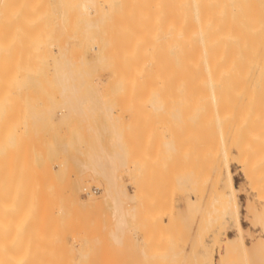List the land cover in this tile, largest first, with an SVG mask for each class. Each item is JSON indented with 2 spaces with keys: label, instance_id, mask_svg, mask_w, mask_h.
Instances as JSON below:
<instances>
[{
  "label": "bare ground",
  "instance_id": "1",
  "mask_svg": "<svg viewBox=\"0 0 264 264\" xmlns=\"http://www.w3.org/2000/svg\"><path fill=\"white\" fill-rule=\"evenodd\" d=\"M87 1L88 0H83V2L80 5L82 7V9L80 8L82 12H84L83 9L86 8L85 4ZM261 1L260 0H157V1L150 0L149 3L150 5L148 4L149 7L156 6L155 8H157L158 6L161 9V10L156 9V11L158 10L160 11L158 16H160V20L163 18L164 19L163 21L162 20L160 21L159 18L158 20H156L157 16H155L156 19L154 20H156V22L159 21L155 23L157 26L154 24V22L152 23V26L154 25L152 28H149L151 27V25H149L148 27L144 26L149 22L143 23L144 25L140 24L143 27L141 26L140 29L135 34H134L135 31L133 32L131 29L128 30L127 28L123 33L121 31L122 34H125V36L122 39L123 42H121L122 45H120L118 42V44L120 45L119 49L121 48L120 50H118V52L119 55H121L122 57L116 59V56L118 54L117 52H116L117 54L116 53L114 54V52H112V54L107 53L108 54L107 55L106 51L103 49L104 48L103 45L94 47L95 57L98 54H100V51L103 50L104 52L102 53L104 55L106 54L104 58L106 65L104 64V67L103 66L102 67L104 68L105 71H107L108 79H106L105 81L102 80L98 82V86L99 85L100 87L104 86V88L100 90V93L104 92L102 90L107 89L106 88L107 85H109L110 87L111 84L112 86V84L115 83L114 82L115 79L117 81V79L119 78L118 79L120 81L119 84L121 85L119 87H121L122 92L120 96L118 95L120 94V91L116 90L117 92L116 95H118V97L116 95L115 96L117 98L120 97L122 98L123 91H126L124 92L126 94L123 93V95L127 96L126 98L132 97L131 95H134V92L132 94L131 91V95L129 94L127 95V92L130 93V90L134 89L135 92L137 93V97L144 96V98L147 99L149 96L147 100L151 102V105L153 107H156L157 102H159V104L160 103L162 104L164 102L163 105L161 104L160 105L165 106L166 108L168 107L167 109L166 108L165 109L167 111L166 115L168 114L167 123L170 128L169 136H168L170 148L173 147L175 148L174 144H177V141L180 140L178 139V137H180L183 140L184 143L183 145H186L185 143L187 144L190 143V145H188L187 147L189 148L188 150H191V152H193L192 154L193 156L195 153V155H197L198 158L200 189L198 192L194 193L192 198V202L199 201L201 204L202 221H201V229H200L201 234H200L198 252H196V254L194 253V256L190 257L189 261H186V256L183 255L179 256L181 255V253L172 251L171 253L163 255V259L155 262V264H180V263L185 264L184 261H186V264H264V13H262L264 10L262 7L264 6L261 5V3L258 4V2ZM24 2L26 3V1L24 0H18L17 6L20 7L21 5L24 4ZM40 2H38V4ZM255 2L257 3V5H261L262 10L259 9L260 6H253ZM107 3H109L108 0H100L99 2V4L101 5L100 8H102L103 10H104L103 8L104 6L105 8L106 7L108 8V6H106ZM38 4L37 6L39 7L40 4L39 5ZM45 4L47 5V3ZM164 6H165V10L163 9L162 11V7ZM252 6L255 7L254 10ZM13 7H14V0H0V76L2 75L6 76L13 72L12 77L7 80L10 81L9 84L12 83L14 81V77L17 78L18 75H19L18 78L24 77L25 66H29V64H31L33 67L35 65L28 62L34 60L32 58H29V60H27L28 58L26 56H30V55L25 56V53L22 54V52L20 51L24 52V49L28 47V43L30 42V40H33L32 37L33 38L37 37L38 39L43 40L42 38H46L47 36L50 35V33L49 34L47 33L49 31H46L48 30L46 28L48 27L47 25H45L46 27H44L43 30L39 29V33H40L39 34L38 30L29 31L28 29H26L29 23L26 24L25 22L23 24V26L25 25L26 28L21 26L23 21L19 22L18 24L17 22L18 20L15 21L16 18L14 17L18 18L20 13H18L19 10L17 9L14 12L15 13L14 15ZM256 7L257 9H259L258 11L260 12L262 11L261 14L259 12L255 13ZM156 13L158 14V12ZM68 15L69 13H67V16ZM110 15L112 16V13H110ZM62 16L63 14L62 15L60 14V16H58L62 20V22H59V25H62L61 30H63L65 34L67 33V35L72 33L73 37L74 36L81 37V35L87 34V32L90 30L88 28H91L92 26V24L89 22L91 26L88 27L87 29L83 31L76 30L75 32L68 33L70 31L68 30V28L66 29L67 27L66 25H68L69 20L67 19V24H66V20L63 19H65L64 17L67 16L64 17ZM41 19L42 18H40V20ZM58 19L56 18L55 20ZM58 21H60V19ZM15 22L19 26L18 25L16 26ZM55 23H52V26L54 24L55 27H52L50 25L49 29L52 27V31L55 28L54 32L61 31L58 30V27L60 26H56L57 24ZM31 24L34 25L33 27H35V24L37 25L36 22ZM137 27L139 28V26ZM93 28L95 29V26ZM111 30L113 31V29ZM52 31H50L51 34H53ZM31 32H34V34L33 33L31 34ZM36 32L38 33V35H35ZM64 32L61 33L63 34ZM65 34L63 35L65 36ZM73 37L69 35L70 40L67 39L66 42L68 40L71 41L72 39H74ZM66 38H68V36ZM37 40L35 39L33 40L32 49H34L36 52L35 51H34L35 53L29 52L31 55L32 54L39 55L42 53H49L52 51V53L54 54L59 53L58 55H60L61 58L62 54L60 53L64 51L65 48L63 47L67 45V44L64 45L62 49L60 46L58 47L57 45H53L50 43L51 46L47 47L48 49L46 50L43 48V45L39 46L36 43ZM77 40L79 41V38H75L74 41L78 42ZM91 51H93V49ZM50 54L51 53H49V55ZM58 55L57 58H59ZM11 56H13L12 58L13 60L10 59ZM95 57L94 59H96ZM59 59H58V64L60 62ZM100 59L98 60L100 61ZM115 59L117 60V62H115L116 61ZM118 59H121V61L118 62ZM22 60L25 61L27 60L26 65L24 67L23 65L25 61ZM55 61L52 63L55 64ZM61 61L62 63L61 62L60 63L62 64V66L63 64L66 65V63L63 60ZM79 62L81 63L82 61ZM84 62L86 63V61ZM96 62L91 61L89 63H96ZM19 63L21 65L23 64L22 66L21 65L19 66L20 68L18 67ZM117 63L119 64V66ZM113 64L117 66L113 67ZM65 65L64 67H60L59 65L56 66L58 68L59 67L61 68L59 69L61 70L60 71L61 76H59L61 79H59L60 81L58 82L63 81L62 83H65V80L67 79L66 75L69 72L65 68ZM101 65L103 64L101 63ZM33 68H38V67L34 66ZM117 68L120 70H117ZM53 72L55 73L54 69ZM56 72L59 73L57 68H56ZM79 73H83V72H79ZM55 74L56 76L58 75L57 73ZM2 82L3 80L0 77V84ZM58 85L60 84L58 83ZM1 86L3 85L1 84L0 87ZM115 87L113 88V90L117 89ZM95 88L96 86L93 87L94 90ZM71 89L72 88H69L68 90ZM62 90L64 91L67 90V87L63 85ZM87 91L89 92L88 89ZM87 91L85 93L87 94L88 97L89 94ZM85 93L83 95H85ZM96 95H98L97 91H96ZM157 95L159 96L158 98H156ZM161 95H163V97L165 96L164 98L166 99L164 100V98ZM94 97L93 99H91V101L92 100L96 101ZM116 97L112 95L111 99H116ZM160 97L163 99H161ZM88 98H92V97L89 96ZM66 100L65 101L62 100L64 104L63 103L61 104L62 105H65V103L71 104L72 101L68 100L66 102ZM86 100L85 99L83 101L80 100L77 105L83 106V104L85 105V103L91 104V101L86 102ZM98 101L99 102L103 101V98L102 99L100 98V100ZM112 101L113 100H111V102ZM113 103H115V101H113ZM99 104L101 106L103 105V103L101 102ZM165 104H167V106ZM2 106L3 103L0 101V107ZM104 109H107V107H104ZM153 110L156 111L155 108ZM109 112L110 114H108ZM109 112L107 113V115H111L112 114L111 112L113 111L111 110ZM4 120L6 122V119ZM1 125L3 126L4 124H0V129L2 127ZM16 125L17 126L19 125L18 128ZM16 125H15V129L17 130L13 129L15 132H13L11 130V127H9L6 129L3 138L0 139V177L2 175V178H0V182H1L0 183L1 185L0 264H126L129 263V258L128 259L126 258L125 262H123L122 260H118L119 258L123 259V257L121 258V255L125 257L126 254L122 253L120 254V257L119 255L115 257L114 253L113 255H111L112 253L109 254V252L107 253L109 255L107 256L108 258H106L105 260L103 259L104 261L102 260V262L100 261L101 256L103 254L100 256L99 252L104 247H105L103 249L104 252L106 251V249L110 247L111 248L115 247L114 248L115 250L122 249L119 253L123 251L125 242L123 241L124 243H122L121 241L122 238L125 236L124 233L128 232V229H126V231L124 232L121 231V229L125 227L124 225L125 221L123 223L122 222L123 218L122 216L119 218V215H117L118 218L116 222L119 223L120 225L119 227L121 228H118V224L114 223V225L116 224L115 226L117 228L114 225L112 227L116 228L117 231L115 232L113 230V234L112 232L109 231L110 232L109 234L110 235L112 234L113 241L111 240L112 241L111 243L114 242L113 243L114 245L110 244V246L107 247L108 242L106 244L105 243L106 240H104L105 238L102 237L101 239H103L105 242L102 243L99 242L101 243L99 245H104L105 243V246H103L102 249L99 248L98 246L99 248L98 250L99 252H98L95 250L97 246L94 247L96 243L94 242L93 239L90 240V241L93 240L94 242L93 246L91 247L95 248L93 249L96 251V254L98 253L97 256H94L96 255L94 254L95 252L92 253L93 255L90 253L92 251L89 250L90 245L87 243L88 241L86 242L83 238H80L82 233L81 234L79 233L80 237L78 236L79 235L78 234L76 235L77 237L74 236L71 239L73 241V244L75 243V247H76L75 250L72 246L67 247L72 244L66 245L65 243V245H63L64 247H66L65 249L64 247L63 249L60 247L63 252L64 250L69 249V252L66 250L67 255L65 252L63 254L62 251H61L62 254H60V250L59 253H56V251L54 253L51 250L50 244L52 243V239L50 238L51 236L48 233L50 232L49 230L51 229H47L46 225L48 226L52 225L51 226L52 228L55 229L57 228L56 227L57 225L54 222H50V221L51 220L55 221L56 217L59 215L58 213L59 211L57 212L58 215L54 216L55 217L54 218L52 214L50 215L48 213V210L50 208H47L49 207L48 205L51 204L52 202L48 201L49 202L48 203L45 200L47 197H44V195L42 194H37L36 196V194L33 193L34 196H36V198L33 195L31 196L32 192L31 194H28L27 192L29 191L27 185L26 184L23 185V183H21L24 182V180L26 179L25 178L26 174L23 173L22 165L24 164L23 166L25 168H27V166L24 157H23L24 163H21L22 164L21 166L19 165L20 164L19 162H21L20 159H22L20 157V153L22 152L20 150L22 143L17 145L18 142L16 143V140L18 139V137L16 135L18 133L19 139H21L22 141L23 139H25L26 136H23L22 132L26 124L23 125V123L21 124L18 123ZM21 125H23L22 128ZM145 125L146 127L149 126L148 124ZM154 126L155 125H153V127ZM146 127L144 129H146ZM155 127H157V124ZM25 128L27 130V126H25ZM144 129H143V133L145 132ZM151 132L152 130L149 132V134L147 133L145 136L144 133L142 135V137H144L143 139H141L140 135L138 136L140 137L141 140L138 142H140L141 144L144 143L143 146L141 145L142 148H144L145 145L146 148L149 147V144L151 142L150 138L152 139L151 134L154 133ZM13 134L16 136L13 139L15 140L14 146H16L15 147L17 148L16 150L15 148L11 150L12 147L10 146L11 143H13L12 142ZM146 137H148V139L150 140L149 144H147L148 139ZM145 138L147 141L143 142L142 140H144ZM179 143L180 141L178 142V146ZM171 145L173 146L171 147ZM180 146H182V141L180 143ZM184 147L186 148V146ZM184 147H182V149L180 148L181 151L187 149V148L185 149ZM5 150H7L8 152L6 153ZM146 150L144 151L143 149L144 155L142 152V158L144 157L143 159L145 161V164L144 162L143 164L145 166L143 167V164H141L140 166L143 168H147L148 167L147 164L149 163V160L152 159V155L149 156L150 155V151L148 152L149 148L147 150L149 154H147L146 157L145 154ZM15 152L16 154H14ZM187 152H185V154L183 153V155H186ZM11 154L15 155L14 157L16 158L14 157L12 158L13 155ZM13 159H15L14 160L15 163ZM125 159H126L125 156L118 155L119 162L121 161L125 162ZM57 161L59 162L58 158ZM146 161H148L147 164ZM113 164H114V160L109 159L108 157L101 158L100 160L99 159L90 160L89 167L91 171L87 167L86 169L91 173H94L96 177L99 176L104 181L103 184L104 187L101 190L103 191V195L100 196L99 194L100 197L93 196L92 193L89 192L87 188L84 189L85 186L88 187L87 184L89 182L87 180L86 185H84L83 183V187H80L83 188L82 191L84 192V195L87 198L85 199V201H82L84 199L81 200L78 198V196H75L74 197L75 203L77 206L79 205L78 208H80L81 211L79 209L77 210L75 204H74L75 206L72 204L73 206L71 209H73V211L77 210L76 212L79 213V211L82 212V210H84L82 213H85V211L87 213L88 210H90L89 212H91L92 209L95 210L94 208L96 207L98 208V206L103 201L111 200L114 202L115 200L114 197L117 195V191H116V195H114L115 194L114 192L115 190H117V186H116V177L114 174ZM18 166H20V168L22 167V169L21 170L16 169ZM232 167H234L236 171L238 170V173L241 175L243 179V184L245 187L244 192H247L249 194V198L245 203L246 205L245 207L248 214V218H247L248 222L251 225V227L256 226L258 228V231H256L258 232V235L255 238L253 237L254 238L253 240L251 239L250 243L248 244V247L244 245L231 246L229 241L225 237L223 238L221 237L222 232L225 230L226 224L228 222H230V225L235 228L237 235L240 234L241 232L240 227L236 221V218H233L235 216L233 209L234 207L233 188L231 185V170H230L232 169ZM143 168H141L142 172L145 173ZM19 170L21 173L24 174L23 178L22 177L17 178L18 176H23L21 175ZM124 171H125V175L126 174L127 176L129 175L128 177H130L131 180V181L129 180V182L130 184L132 182V186L135 189V194H136L138 189L140 191V188L138 186L137 180L135 179V175H134L137 172V170L135 171L133 165H129L125 168ZM17 179L21 181L19 182V185L17 183L18 181ZM47 182L45 184H47ZM91 183L94 186L95 183L94 184L93 182ZM98 187L101 188L100 186ZM123 188L124 186L122 187L121 193L125 192ZM51 191L50 194H54V197H56L55 196L56 193H53ZM46 195L48 196V193L45 194V196ZM136 195L138 196L139 192ZM136 195L133 194V196L132 195H126V196L127 197L131 196L130 200L133 201L134 199L137 198ZM39 196H40V200H37L39 199ZM41 196H43L44 199L41 198ZM119 196H123L122 199H125L126 197V196L124 197V193ZM119 196L118 198L120 202L121 197ZM54 197L48 196L47 200L50 198L49 200L53 201L54 199L57 198ZM64 198L66 199L67 197L63 196L62 199ZM69 199H67L66 202L69 201ZM176 200L179 202L180 201L187 202L188 196L186 194H181L176 197ZM38 201H42V202H38ZM44 202L48 203V205L46 206L47 209H45L44 207L45 205L44 206L41 205L42 203L45 204ZM116 202L118 204L117 200L114 203ZM123 204H121V206ZM188 204L189 201L186 204V206H188ZM40 206L43 208L42 210H44L43 213L45 214L44 216H46L47 213L49 217L52 216V218L51 217L48 218L47 217L48 215L46 216L49 220V221L47 220V223H45L46 225L43 224V222H46V220H42L43 218L41 220H37L38 217L40 218V215H36V214H40V213H36V212L40 211L41 209V208L39 209ZM115 208L116 209L120 208V206L118 207L116 206ZM133 210L135 209L133 208ZM73 211L72 213H74ZM121 211L123 210H118V213H120ZM130 211H132V209ZM128 212L129 211L126 210L124 214L122 212L121 213L125 217H128L129 216ZM82 213L80 214L83 215ZM43 214H41V217L43 216ZM131 217L132 216H130V219ZM80 219H77V221ZM118 220L120 221L118 222ZM39 221L41 223V226ZM72 221L73 220H70L68 223L66 222L67 224L64 222L62 223V225L64 224V226L66 227V225L72 223ZM48 222L50 223L48 224ZM75 222L76 221H74V223ZM120 223H122L123 225L121 226ZM53 225L56 226L54 227ZM43 226L45 227V229ZM64 226L61 227L62 229L61 228L59 229V227L57 228V230H60L59 233L62 232L64 234L65 231H62L66 229ZM41 227H42V231L43 230L44 231L46 230V232L48 231L47 233L48 236L50 237H46V233L41 232ZM68 227L67 229L71 228ZM92 227L93 228L95 227L94 224L93 226H91V228ZM48 228H50V226ZM257 228L255 229L257 230ZM82 229H85L84 226L82 227ZM76 231L78 232L79 228ZM85 231H87V229ZM89 231L90 228L87 232ZM93 231H92L93 234L95 232L96 233L98 232L96 231V229ZM119 232L121 233L123 232V234ZM85 236H87V234ZM89 236H92V234ZM47 238L48 239L50 238L51 242H49ZM250 238H252V236ZM123 239L125 240V238ZM58 249H59V245H58ZM115 250H113V252H115ZM214 250L216 251L215 253L216 257H214L215 259L213 258V256H215L213 254ZM116 254H118V251ZM140 255L145 257L146 260L149 257H151L146 253H141ZM92 256H94L96 260L92 258ZM96 257L99 258L97 259ZM127 257L130 258L132 257L131 259L137 260L138 254L135 255L131 254V256H127ZM179 257L181 258L185 257V259L180 260L181 262H178ZM131 259H130V263L132 262L134 264V262L131 261ZM135 263L138 264L137 261H135Z\"/></svg>",
  "mask_w": 264,
  "mask_h": 264
},
{
  "label": "rangeland",
  "instance_id": "2",
  "mask_svg": "<svg viewBox=\"0 0 264 264\" xmlns=\"http://www.w3.org/2000/svg\"><path fill=\"white\" fill-rule=\"evenodd\" d=\"M24 1H26V3L24 2V4L20 6L21 7L20 8L17 6L18 0H14L13 13L17 9L19 10L18 13H20L18 18L14 17L16 18V20L15 19L14 20L15 21L18 20L17 21L18 24L19 22L23 21L21 26H23L25 22L26 24L29 23L28 26L26 25L27 28L25 27V25L23 27L28 29L29 31L38 30V33H39V29L43 30L44 27H46L45 25H47L48 27L46 28L48 30L46 29L45 30L49 31L47 32L48 34L50 33V35L47 36L46 38H42L43 40L38 39L37 37L36 38L32 37V39L33 40L38 39L36 43L39 46L43 45V48L46 50L48 49L47 47L51 46V44L57 45L58 47L60 46L61 48L64 45L66 44L67 45L63 47L65 49L64 51L60 53L62 54L61 58H60V55H58L59 53L58 54L55 53L56 54L55 55L54 53H52V51L51 52L48 51L49 53H51L50 55L49 53L31 55L30 53H33L35 50L32 49L33 40H30V42L28 43V47L25 48L26 51L24 49V52L23 51H20V52H22V54L25 53V56L30 55V56H26L28 58L27 60H29V58H32L34 60L28 61V62L35 64L34 66H37L38 68H33L34 66L32 67V65L29 63H28L29 66H25L27 60L26 61L22 60V61H25V63L22 62L24 63V65L22 64L23 67L25 66L24 67L25 75L23 78L20 77L22 80L18 78L19 77L18 75L17 78L14 77L15 82L14 81L12 82L13 80L12 79L11 80L12 83L9 84L10 81H7V80L12 77L13 72L6 76L5 75L0 76L3 80V82L1 83L3 86L0 87V101L3 103V106L0 107V114H1L0 124H4L3 126L1 125L2 127L0 129V139H2L3 136L5 135V131L7 128L11 127V130L15 132L14 130H17L15 129L16 124L18 123L20 124L23 123V125L26 124L25 126H27V130L24 126L23 128L24 130L22 132L23 134L21 133L23 136H26L25 139H23V141L19 139L18 133L17 135L15 133V135L18 137V139L16 140V143L18 142L17 145L22 143L21 148H20L22 152L21 153L19 152L20 157L22 159H20L21 162H19L20 163L19 165L21 166L22 165L21 163H24L23 161V157H24L26 160L25 162L27 166V168H25L23 166L24 164L22 165L23 173L26 174L25 175L26 183H25V180L24 182H21L18 179H17L18 180L17 183L18 185H19V182L23 183V185L26 184L27 188L30 191V192L27 191L28 194H31L32 192L31 196L32 195L34 196V194H36V196L37 194H42L44 195V197L48 198V196L54 197V194H50L51 190H52L51 192L56 193L55 196L57 198L54 197L56 199L54 200L52 199L54 202L49 200L50 198L48 200L46 198L45 200L47 202L50 201L52 203L49 205H48L49 202L48 203L44 202L45 204L43 203L41 204L42 206L45 205L44 206L45 209L50 208L48 210V213L50 215L52 214L53 217L57 216L59 213V215L56 217L57 220L55 219V221H52V220L50 221V222H54L57 225V226L53 225L54 227L56 226L57 228L59 227L60 229L62 226H64V224L62 225V223L64 222L66 223L68 219L69 221L73 220L72 223L66 225V227L64 226L66 228V229L63 228L64 230H62V231H65L64 234L62 232L59 233L60 230H57V228L56 229L52 228L51 227L52 225H49L50 228H48L49 226L46 225L45 223H47L48 218L50 217L52 218V216L49 217L48 213L46 212L47 210L45 212L47 213L46 216L48 215L47 216L48 218L44 216L45 214H43L44 213V210H42L43 208L41 206L39 207V209L40 208L41 209L40 211L38 210L39 212H36V213H40V214H36V215H40V218L38 217L37 220H41L43 218L42 220H46V222H43V224L47 226V229H51L49 230L50 232L47 231L50 234L51 236L50 237L48 236V233L46 232V230L42 231V227H41V232L46 233V237H50L52 239V243L50 244L51 246L49 245L51 247V250L54 253L55 251L56 253H59V250H60V254H62L63 252L62 249L64 247L63 245H65V243L66 245L72 244L67 247L72 246L75 250L76 249L75 243L73 244V241L71 239L72 237L78 235L79 233L80 234L82 233L81 237H80V234L78 235L80 238H83L86 242L88 241L87 243L90 245L89 250L92 251L90 252L91 254L93 252H95L94 254H96V251H98L99 248L102 249L103 246H105V243L107 244V242H108L107 247H109L110 244L114 245L113 244L114 242L111 243L113 241L112 234H113V230L115 232L117 231L116 230L117 227L115 226L116 224L114 225V223H117L116 222L118 218L117 215H119V218L121 216L123 218L122 222L124 223L125 221L124 223L125 227L123 226L124 230L121 229V231L124 232L126 231V229H128V232L124 233L125 236L123 238H125V240L122 237H121L122 241L120 240L122 243L125 242L124 248L122 247L123 251L119 253L122 249L115 250L114 249L115 247L112 246L113 248L110 247L111 249L108 248L109 250L106 249V251L104 252L103 250L105 248L104 247L100 252L98 251L100 256L103 254L101 256V260L99 259L101 262L103 259L105 260L106 258H108L107 256L109 255L107 253L109 252V254L112 253L111 255H113L114 253L115 257L118 255L120 257V254L122 253L126 254L125 257L121 255V258L123 257L124 260L120 258L118 259V260H122L123 262H125L126 258L127 259L129 258V263H130V259L134 256H132L131 258L127 256H131V254L132 255L138 254L137 260L131 259V261H133L134 264H136L135 261H137L138 264H155V262L163 259V255L171 253L172 251L181 253V255L179 256H182V255L186 256V261H189V258L193 257L194 253L196 254V252H198V249H199L198 246H199V241H200V234H201L200 229H201V221H202L200 202L199 201L192 202L194 193L198 192L200 189V183H199L200 174H199V169H198L197 155H195V153H194V156L192 155L193 152H191V150H188L189 148H187L188 145H190V143L189 144L185 143L186 145H183L184 144L183 140L180 137H178V139H180L179 140L180 143L182 141V146H180V143H179V146H180L179 147L178 146L179 141H177V144L173 143L175 145V148L174 147L170 148L169 139H168L170 128L167 123L168 114L166 115L167 113L166 109L168 107L166 108L165 106H161L164 104V102L162 104L160 103L161 105L159 104V102H157L156 107H153L151 105V102L147 100L149 96L147 99L144 98V96L137 97V93L135 92L134 89L133 90L131 89L130 93L127 92V95L128 94L131 95V91H132V94L134 92V95H131L132 97L126 98L127 96L123 95V93L126 91H123L122 98L121 97L117 98L118 95L121 96V92H122L121 87H119L121 86L119 84L120 83V81L118 80L119 78L117 79V81L116 79L114 81L116 85L115 83H113L112 86L110 84V87L109 85H107L108 86L107 87L104 84L107 89L105 88L106 90H102L104 91V92L101 91L102 93H100V90L103 89L104 86H101V87L100 85L98 86L99 81H102V80L105 81L106 79H108V73L103 68L105 64L104 58L106 54L107 53L112 54V52H114L115 54L117 52L118 54L117 53L116 54L118 57L115 55L116 59L122 57L121 55H119V52H118V50L121 49V48L119 49V47L120 45H122L121 42H123L122 39L125 36V34H122V33L127 28L128 30L131 29L133 32L135 31L134 32L135 34L142 26L140 24L147 23V22L149 23L145 25L143 24V25L146 27L151 25V27L149 28H152L154 26V25L152 26V23L154 22L155 24L159 22V21L156 22L158 18L160 20V16H158L160 11L159 10L156 11V9H160V8L158 6L157 8H155L156 6L149 7L150 0H108L109 3H107L106 5L108 6V8L107 7L105 8V6L104 7L102 6L104 8L103 10L102 8H100L101 7V5L99 4L100 0H88L85 4L86 8H84L85 10L83 9L84 12H82L81 10L82 7L80 5L83 2V0H61V1L59 0H50V1L40 0L41 2L39 0H24ZM35 2L37 4L38 2H40L39 3L40 6L38 7ZM256 2L253 4V6H260L259 8L260 10H262V8L264 9V7L261 8V5L264 6V0H262L261 2H258V4L261 3V5H257ZM45 3H47V5ZM22 8L24 9V11ZM254 8L255 7H253V10ZM163 9L165 10V6L162 7V11ZM259 9H257L256 7L255 13L259 12L261 14L262 11L261 12L258 11ZM154 12L156 15L154 14ZM156 12H158V14ZM67 13H69L68 16H67ZM110 13H112V16L110 15ZM262 13H264V10ZM60 14L61 15L63 14L62 17L67 16V17H64L65 19L62 18L63 20H66V24H67V19L70 21V22L68 21V25H66L67 26L66 29L68 28V30L70 31L68 33L75 32L76 30L83 31L91 26L90 23L92 24V26L94 24L95 29L93 28L94 26L93 27L91 26V28H88L90 30L87 32V34L81 35L83 39L79 36L73 37V34L71 33L69 35H71V37H73L74 39H72L73 42L72 40L69 41L70 40L69 35H67V33L65 34V32L61 30L62 25H59V22H62L61 18L58 17L60 16ZM125 14H127L128 16ZM155 16H157V19L155 18ZM40 18L42 19L40 20ZM56 18L57 19L59 18L60 21H58L59 19L55 20ZM163 19L161 20L163 21ZM32 20L37 23V25L35 24V27H33L34 25L31 24V23H34ZM37 20H40L43 24ZM54 20L56 23L54 22ZM52 23L57 24L56 26H60L58 27V30H61V31L54 32L55 28L52 31V27H55L54 24L52 26ZM84 23L88 26H86ZM18 24L16 23L15 25L17 26ZM50 25L52 27L49 29ZM137 26H139V28ZM111 29H113V31ZM50 31H52L53 34H51ZM116 31L118 34L116 33ZM61 32H64L63 34H65V36ZM32 33L34 34V32H31V34ZM38 33L36 32L35 35H38ZM67 36L68 38H66ZM75 38H79V41L78 40H77L78 42L74 41ZM67 39L69 40L66 42ZM118 42L120 45L118 44ZM102 45L104 46L103 49L106 51V54L104 55L102 53L104 52V50L101 49L103 51H100V54H98L95 57L94 47L102 46ZM107 47H109L110 49ZM92 49L93 51H91ZM57 55L59 56L60 59L57 58ZM52 57H55V58H52ZM94 57L96 59H94ZM12 58L13 56H11L10 59L13 60ZM97 58L98 59L101 58L100 59L101 62ZM55 59L57 62L55 61ZM58 59L61 63H62L61 60H63L66 63V65L63 64L62 66L60 62L58 64ZM54 61H55V64L57 65L52 63ZM79 61H82V62L80 63ZM84 61H86V63ZM91 61L93 62L98 61V62L89 63ZM119 61H121V59H118V62ZM115 62H117V60ZM101 63L103 65H101ZM20 65L21 64L19 63L18 67ZM58 65L60 67H64L65 65V68L69 72L66 75L67 79L65 80V83H62L63 81L58 82L60 81L59 79H61L59 77L61 76L60 74L61 70H59L61 68L56 67ZM114 65L115 64H113V67L117 66V65L115 66ZM56 68L58 69L59 73L56 72ZM53 69L55 70V73L58 74L57 76L53 72ZM117 70H120V69L117 68ZM79 72H83V73H79ZM57 82L60 85H58ZM63 85L67 87V90L65 91L62 90ZM92 85L93 87L96 86L95 90L93 89ZM114 87L117 89L113 90ZM69 88H72V89L68 90ZM87 89L89 90V92L87 91ZM116 90H119L120 94L116 95L117 94ZM86 91L88 92L89 96L92 98H88L89 96L87 97V94L85 93ZM96 91L98 95H96ZM90 92L91 93L93 92L94 94L93 93L91 94ZM84 93L85 95H83ZM112 95H114V97L117 96L116 99H111ZM161 96L163 97V95ZM93 97L96 99V101L94 100L91 101ZM158 97L159 96L157 95L156 98ZM83 98L85 100L86 99L89 100V101L86 100V102L91 101V104L85 103V105L83 104V106L82 105L78 106L77 105L78 102L80 100L83 101L84 100ZM100 98L101 99L103 98V101H100L101 103H103L102 106L99 104L100 102L98 101L100 100ZM66 99H68L69 101H72L71 104L65 103V105H62L61 103L64 104L62 100L65 101ZM165 99L166 98H164V100ZM68 100H66V102ZM111 100L115 101V103H113V101L111 102ZM165 105L167 106V104ZM104 107H107V109H104ZM154 108L156 109V111L153 110ZM111 110L114 113L111 112L112 113L111 115H107V113ZM108 114H110V112ZM4 119H6V122ZM143 124L144 125L148 124L149 126L146 127V125L144 126ZM156 124H157V127H155ZM23 125H21V128ZM153 125H155L154 126L155 128L153 127ZM150 126H151V129H150ZM145 127L146 129L149 127L147 129V132H146V129H144ZM143 129L145 131L144 132L145 134L143 133ZM151 130L152 132H154V133L151 132L152 134L150 133L152 137V139L150 138L151 145L149 144L150 140L148 139V137H146L148 139L147 144H149V147L146 148L145 147L146 145H145L144 148H142L144 143L141 144L138 141H141L140 137L141 139L144 138L142 137L143 134L145 136L147 133L149 134ZM15 135L13 134L12 136L13 143H11L10 145L12 147L11 150H13L16 147L14 146L15 140H13L14 137H16ZM139 135L140 137H138ZM147 136H150V135H147ZM146 138L142 141L143 142L147 141ZM176 145H177V148H176ZM172 146L173 145H171V147ZM184 146H186L187 149ZM182 147L186 149L182 151H185V152L188 151L186 155H183V153L185 154V152L181 151ZM145 148L147 150L149 148L148 150V152L150 151L149 156L152 155V159L149 160L148 164H147L148 161H146V164L148 165L147 168H143L145 166L144 165L145 161L143 159L144 157L142 158V152H143V149L144 151L146 150ZM16 149L17 148H15V150ZM5 152L7 153L8 151L5 150ZM16 152L14 154H16ZM146 152L145 154L147 157V154L149 153L148 152L146 153ZM118 155L125 156L126 157L125 162H122V161L119 162ZM143 155H144V152H143ZM14 156L15 155H13L12 158ZM107 157L109 159L114 160L113 166H114V174L116 177V186H117V190H115L114 192L115 193L114 195H116V191H117V195L114 197L115 199L114 202L117 200L118 204L117 202L114 203L111 200H106L102 202L103 204L101 203L99 205L100 207L98 206V208L97 207L94 208L95 210L92 209L91 212H89L90 210H88L87 213L86 211L85 213H82L84 210L80 212L81 209L78 208L79 205L78 206L76 205L74 197L78 196L79 199L81 200L84 199L82 201H85V199L87 198L84 195V192L82 191L83 188H80V187H83V183L84 185H86L87 180L89 183L91 182H93V184L95 183L94 186L92 185V183L91 184L88 183L87 184L88 187L85 186L84 189L87 188L88 191L91 192L93 196L100 197L101 195H103V191L101 190L104 187L103 185L104 181L99 176L96 177L94 173L90 172L91 171L89 167L90 160H98V159L100 160L101 158H107ZM57 158L60 163L57 161ZM14 160L15 159H13V161ZM141 164H143V167L140 166ZM129 165H133L135 168V171L137 170V172L134 175H135V179L137 180L138 186L140 188V191L139 189L137 191V193L139 192L138 196L136 195L137 193L135 194V189L132 186V182L131 184L129 182L130 180V177H128L129 175L128 176L127 174L125 175L124 170ZM20 166H18L16 169L21 170L22 167L20 168ZM86 167L90 169V171H88ZM141 168L144 169L145 173L142 172ZM234 169H235L234 167L230 169L231 170V185L233 188V203H234L233 209H234V216H235L233 218H236V221L240 227L241 232L240 234L237 235L235 228L230 225V222H228L226 224L225 230L222 232L221 237L222 238L225 237L229 241L231 246L244 245L248 247V244L250 243L251 239L253 240L258 235V232H256L258 231V228L256 226L251 227V225L248 222V219H247L248 214H247V210L245 207L246 206L245 203L247 199L249 198V194L247 192H244L245 187L243 184V179L241 175L238 173V170L236 171V169L235 170ZM23 173H21V175L23 176H18L17 178L19 177L23 178L24 177ZM50 176L51 177L53 176V177L51 178ZM0 178H2V175ZM47 179H48V182H47ZM46 182L47 184H45ZM98 186H100L101 188H99ZM123 186H124L123 189L125 190V192H123L124 197L126 195L133 196L134 194L136 195L137 200L136 199H134L133 201L130 200L131 196H128V197L126 196L125 199H122L123 196H119V195L123 194L121 193ZM53 187L55 191L53 190ZM0 190H1V185H0ZM99 192H101L102 194ZM43 193L45 194L48 193V196L47 195L45 196V194ZM181 194H186L188 196V201H189L188 206H186L188 201L179 202L176 200V197ZM36 196L34 197L36 198ZM63 196L67 198L66 199L64 198L65 199L64 200L62 199ZM118 196L121 197L120 202H119ZM41 198H43V196H41ZM67 199H69V201L66 202ZM37 200H40V196H39V199ZM55 201H58V202H55ZM38 202H42V201H38ZM122 202L123 203L125 202V203L123 204ZM72 204L73 205L75 204L77 207V210L78 209L80 210L79 213L76 212L77 210L73 211V209H71L73 206ZM121 204L123 205L121 206ZM47 205L49 207L46 208ZM116 206L117 207L120 206V208H117V209L123 210L121 211L123 214L125 213L126 210L129 211L128 212L129 216L125 217L124 215H122L121 212L118 213V210L115 208ZM132 207L135 210H133ZM131 209L132 211H130ZM72 211L74 213H72ZM80 213H82L83 215H81ZM41 214H43L42 217H41ZM70 215H72L73 217ZM130 216H132L131 219H130ZM77 219H80V220L77 221ZM74 221L77 222L78 226L76 222L74 223ZM119 221L120 220H118V222ZM50 222H48V224ZM54 223H51V224H54ZM93 224L95 226L94 228L96 229V231H98L97 233L95 232L94 234H93L94 232L93 230L95 229L93 227L91 228ZM117 224H118V228H121L119 227L120 226L119 223ZM120 224L121 226L123 225L122 223ZM113 225L116 228L112 227ZM40 226H41V223H40ZM75 226L77 227V229L79 228L78 232L76 231L77 229ZM83 226L85 229H82ZM67 227L68 228L71 227V228L67 229ZM254 227L257 228V230ZM89 228H90V231L87 232ZM86 229L87 231H85ZM109 231L112 232L111 235L109 234L110 233ZM123 232L122 233L119 232V233L123 234ZM85 233L87 234V236H85L86 235ZM88 233L89 235L92 234V236H89ZM250 235L252 236V238H250L251 237ZM102 237L105 238L104 240H106V242L103 239H101ZM50 238L49 239L47 238L49 242H51ZM91 239H93L94 242L96 243L94 246V247L97 246L96 249L93 247L96 251L91 247L94 244L93 240L90 241ZM100 239L103 241H101ZM99 242L101 243L105 242V243L104 245H99L101 244ZM58 245H59V249H58ZM65 248L66 247H64V249ZM66 250H64V252L67 255V251L69 252V249L67 251ZM113 250H115V252H113ZM117 251H118V254H116ZM141 253H146L150 255L151 257H149L146 260L145 257L140 255ZM215 253L216 251L214 250L213 254L215 256H213V258L216 257ZM97 255L98 253L94 256H97ZM94 256H92V258H94ZM183 259H185V257H182V258L179 257L178 262H181L180 260H183ZM186 261H184L185 264H186ZM129 263H126V264H129Z\"/></svg>",
  "mask_w": 264,
  "mask_h": 264
}]
</instances>
